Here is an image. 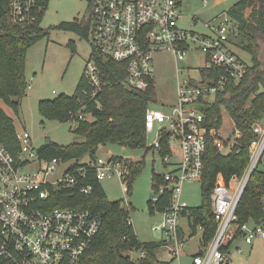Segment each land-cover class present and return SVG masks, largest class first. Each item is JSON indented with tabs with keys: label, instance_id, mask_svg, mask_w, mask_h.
<instances>
[{
	"label": "built area",
	"instance_id": "obj_1",
	"mask_svg": "<svg viewBox=\"0 0 264 264\" xmlns=\"http://www.w3.org/2000/svg\"><path fill=\"white\" fill-rule=\"evenodd\" d=\"M46 0H10L13 22L29 23L38 12L46 9ZM50 1V0H48ZM88 18L91 23L90 41L92 52L84 69V78L91 91L83 94L95 98L104 87L101 69L95 53L108 59L125 63L127 87L145 90L155 80L154 55L172 52L178 60H184L189 51L202 52L204 61L198 67V75L179 82L175 100L162 104L166 110L151 103L146 112V132H157V139L150 146L161 155L165 165L174 166L161 173L162 183L157 185L152 200L170 192V204L163 211V221L155 230L165 232L164 245L172 259L180 258L187 239L180 235V219L189 207L181 201L185 182L202 180L209 137L220 153L232 151L241 131L234 128L229 138H222L219 129L206 124L204 108L215 101L218 93L226 90L231 78L240 81L248 71L249 63L232 47V35L237 23L226 16L217 24L207 23L213 34H202L179 27L182 15L180 0H89ZM87 18V19H88ZM224 68L229 73L218 80L205 78L203 69ZM82 98L79 99L81 101ZM85 106L77 118L88 119ZM222 111L227 113L225 106ZM70 121L75 122L73 117ZM259 137L250 147V164L242 176H234L226 183L223 175L217 176L212 191V208L218 223L215 238L203 251L193 255L194 264H236L231 251L221 248V241L229 225L237 220L238 199L252 171L264 154V117L254 125ZM19 150H9L0 135V255L12 264H81L87 250L102 225V215L90 208L56 205L65 200L64 193L77 188L90 194L93 187L88 180L102 181L117 177L126 194L123 206L130 209L129 179L132 166L140 160L119 156L104 158L86 155L79 159L49 158L40 153L31 133L16 130ZM163 139L168 152L162 153ZM176 146V147H175ZM180 150L181 161H172L175 151ZM227 151V152H226ZM243 234L238 238L252 244L255 238H264V220L245 223ZM236 251L244 252L241 244ZM139 253L136 262L146 256Z\"/></svg>",
	"mask_w": 264,
	"mask_h": 264
},
{
	"label": "trees",
	"instance_id": "obj_2",
	"mask_svg": "<svg viewBox=\"0 0 264 264\" xmlns=\"http://www.w3.org/2000/svg\"><path fill=\"white\" fill-rule=\"evenodd\" d=\"M9 3L10 0H0V102L10 105L18 113L29 87L25 76L28 51L40 39L50 34V28L42 26L49 1L44 2L46 9L38 12L34 21L21 24L13 22ZM89 6L91 7V1ZM227 14L237 23V31L232 35V41L234 38L238 39L237 44L250 54L251 64L248 65L247 74L240 81L231 78L226 90L218 93L215 101L206 104L204 108L205 124L209 128L219 129L223 125L225 113L222 107L225 106L236 128L241 131V136L237 138L228 154L220 153L214 144V138L209 137L204 155L205 171L201 180L202 204L189 206L183 211V216L187 218L194 234L198 227H202V242L205 247L217 233L218 223L212 208V191L217 176L221 173L229 184L234 176L244 174L250 164L251 143L259 137L254 125L264 117V0H238L227 10ZM57 28L90 38L89 18L63 21ZM69 45L74 51L72 42ZM94 57L104 81L103 89L95 98L83 94V90L91 91L83 75L73 95L61 94L54 99L39 102V113L46 119L67 122L75 117L76 126L73 130L81 137L80 141L68 145L47 142L41 145L39 150L43 156L65 160L79 159L86 155L95 157L99 148L106 144L133 150L145 149L146 153L152 149L147 143L145 120L150 104L158 101L156 81L152 80L145 90L127 87L124 84L127 77L125 63L97 53ZM228 74L224 68L202 70L205 78L213 80ZM83 106L84 111L89 113L88 119L77 118V113ZM0 135L9 150L17 153L20 145L16 126L13 118L1 105ZM162 143V153L165 154L168 152L165 139ZM259 164L252 171L237 205L238 219L231 222L221 241L224 251H229L233 242L243 234L242 226L245 223L264 220V169L259 168ZM144 165L145 158L133 164L129 179L130 192L136 175ZM161 181V174L154 171L155 189ZM88 183L93 187L90 194H83L77 188L69 189L64 193L65 200L56 204L90 208L102 215L101 228L81 264H167L156 257V251L164 245V240L141 242L130 220L131 208H125L119 200H109L101 181L90 179ZM170 197L168 191L160 195L157 202L151 198L148 201L149 209L152 212H163L170 204ZM180 235L182 236L181 229ZM142 249H145L147 254L138 263L131 258L129 252ZM0 264H12V261L0 255Z\"/></svg>",
	"mask_w": 264,
	"mask_h": 264
},
{
	"label": "rangeland",
	"instance_id": "obj_3",
	"mask_svg": "<svg viewBox=\"0 0 264 264\" xmlns=\"http://www.w3.org/2000/svg\"><path fill=\"white\" fill-rule=\"evenodd\" d=\"M236 1L238 0H180L182 16L178 25L202 34H213V29L208 27L207 23L217 24L224 15H227V10ZM89 10V0L49 1L42 26L50 28V34L35 43L27 54L25 69L26 80L29 84L27 95L22 99L18 113L10 105L0 102L6 113L13 118L16 130H28L38 146L51 141L68 145L81 140V137L73 130L75 122L70 120L60 122L44 118L39 113V102L54 99L61 94L73 95L75 93L90 58L92 44L89 38L74 31L59 29L57 26L63 21L85 20L88 18ZM70 42L74 46V51L69 45ZM237 42L238 39L234 38L233 49L251 64L250 54L243 50ZM262 58L264 60V50ZM203 61L202 52L189 51L184 60H178L172 52L155 53L154 74L158 97L155 105L166 110L167 108L162 104H170L175 100L179 82L189 76L198 75V67L203 64ZM234 124L233 118L225 113L223 125L219 128L220 136L229 138ZM156 139V131L148 133V146L150 147ZM97 154L104 158L115 155L134 161L145 158V165L136 175L131 192L127 195L131 208L130 220L141 242L165 239V232L155 230L163 221V212H152L148 201L156 193L153 182L154 171L156 174H161L174 165H165L160 153L152 149L146 153L145 149L133 150L120 145L106 144L99 148ZM172 161L175 163L181 161L180 150L175 151ZM259 168L264 169V154ZM101 182L109 200H119L125 203L126 194L117 177L104 179ZM181 201H185L190 207L202 204L201 180L188 181L183 184ZM180 226L182 237L187 239L180 258L172 259L165 246L156 251V257L161 261H166L167 264H194L193 255L205 249L202 242L203 229L198 227L194 234L188 220L184 217L180 219ZM240 243L244 247L243 253L236 251V246ZM229 251L236 264H264V239L255 238L252 245L236 239ZM130 256L136 259L139 253H133Z\"/></svg>",
	"mask_w": 264,
	"mask_h": 264
},
{
	"label": "crops",
	"instance_id": "obj_4",
	"mask_svg": "<svg viewBox=\"0 0 264 264\" xmlns=\"http://www.w3.org/2000/svg\"><path fill=\"white\" fill-rule=\"evenodd\" d=\"M182 16V15H181ZM154 151V150H153ZM187 219V218H186ZM189 224V223H188ZM181 230H182V228H181ZM261 239H264V238H261ZM244 243V242H243ZM242 246H243V244L242 243H240ZM253 244V243H252ZM252 244H248V245H252ZM244 248V247H243ZM232 257H233V255H232Z\"/></svg>",
	"mask_w": 264,
	"mask_h": 264
},
{
	"label": "water",
	"instance_id": "obj_5",
	"mask_svg": "<svg viewBox=\"0 0 264 264\" xmlns=\"http://www.w3.org/2000/svg\"><path fill=\"white\" fill-rule=\"evenodd\" d=\"M246 187V186H245ZM245 187H244V189H245ZM244 189H243V191H242V193H241V196H242V194H243V192H244ZM241 196L239 197V199H238V203H239V201H240V199H241Z\"/></svg>",
	"mask_w": 264,
	"mask_h": 264
}]
</instances>
